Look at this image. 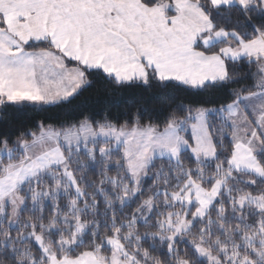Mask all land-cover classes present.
Returning <instances> with one entry per match:
<instances>
[{
	"label": "snow or ice",
	"instance_id": "obj_1",
	"mask_svg": "<svg viewBox=\"0 0 264 264\" xmlns=\"http://www.w3.org/2000/svg\"><path fill=\"white\" fill-rule=\"evenodd\" d=\"M0 264H264V0H0Z\"/></svg>",
	"mask_w": 264,
	"mask_h": 264
}]
</instances>
